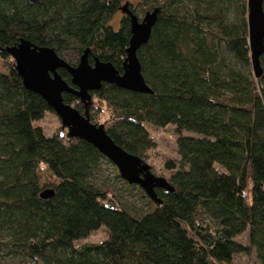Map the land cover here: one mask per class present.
I'll return each instance as SVG.
<instances>
[{
  "label": "trees",
  "instance_id": "obj_1",
  "mask_svg": "<svg viewBox=\"0 0 264 264\" xmlns=\"http://www.w3.org/2000/svg\"><path fill=\"white\" fill-rule=\"evenodd\" d=\"M123 2L139 19L158 9L137 50L152 92L102 83L87 116L98 124L106 110L99 124L144 161L155 148L146 125H173L178 160L164 162L171 190L155 187L157 202L65 127L46 135L34 123L53 110L0 52V264H229L251 252L264 264V52L255 77L247 0H139L142 17L125 0H0V49L26 39L71 65L88 49L90 63L122 72L130 18L110 22ZM62 96L85 112L78 97ZM45 189L53 194L41 197ZM134 190L150 208L128 203L124 192ZM101 227L102 241L79 243ZM244 232L247 244L236 240Z\"/></svg>",
  "mask_w": 264,
  "mask_h": 264
},
{
  "label": "water",
  "instance_id": "obj_2",
  "mask_svg": "<svg viewBox=\"0 0 264 264\" xmlns=\"http://www.w3.org/2000/svg\"><path fill=\"white\" fill-rule=\"evenodd\" d=\"M34 1V0H30ZM248 45L250 60L255 77L261 72L260 56L264 52V10L263 0H247ZM120 11L130 18L131 37L126 48L122 72L110 62L97 58L89 62V50L83 51L76 65H71L61 58L50 46H37L26 39H21L16 45L0 49V52L10 55L16 72L21 76L24 87L40 95L47 105L59 117L67 135L77 137L91 143L115 166L120 176L130 184H139L155 201V187L166 191L171 188L164 177L153 174L150 166L140 157L128 153L107 134L103 124L92 123L88 114L91 102V91L98 90L102 83H111L133 92L151 93V88L145 82L137 50L144 44L155 23L158 9L148 11L139 19L125 2ZM65 69L70 74V85L59 73ZM63 93H69L79 98L85 108L81 113L78 109L63 100ZM53 194L52 189H45L41 197L47 198Z\"/></svg>",
  "mask_w": 264,
  "mask_h": 264
},
{
  "label": "rangeland",
  "instance_id": "obj_3",
  "mask_svg": "<svg viewBox=\"0 0 264 264\" xmlns=\"http://www.w3.org/2000/svg\"><path fill=\"white\" fill-rule=\"evenodd\" d=\"M132 3L133 7H135V12L137 14H140L141 17L143 15L142 9L138 8V1L139 0H125ZM124 3V2H123ZM122 17V12L118 10L115 14H113L111 18V25L115 28H118L120 18ZM140 17V18H141ZM0 70H2V62L0 59ZM96 101V98H94ZM104 107V106H103ZM108 118L107 111L105 110L103 113L100 114V116H97V123H104ZM35 125H38L42 127L44 133L46 135H51L57 131H59L62 128L61 121L59 117L53 112H46L44 117L36 121L34 123ZM147 129L149 131L151 139L155 142V148H153L151 151L148 152L146 157V163L150 166V170L153 174L157 176L164 177L166 179L169 178L170 174L173 172V170H167L164 167V162L167 160L177 161L178 160V154L176 149V143H175V134L173 132V125L169 124L163 128L156 127L151 124H147ZM67 131L66 128L63 129V132ZM183 135H192V132L182 131ZM104 169L105 174H108L112 177L111 183L113 185L117 184L120 185L119 181L112 176L113 168H116L112 163H104ZM43 170L39 171L40 175V181L41 183H44L45 176H44ZM126 194L127 201L131 205H135L139 209L147 210L150 208V205H148L147 198L137 190H134L132 192V195L128 191L124 192ZM104 238V228L101 227L100 229L92 232L90 236L86 239L80 240V242H100ZM236 240L240 241L243 244H247V233L244 232L236 237ZM229 264H261L255 257L254 252H251L250 254H235Z\"/></svg>",
  "mask_w": 264,
  "mask_h": 264
}]
</instances>
